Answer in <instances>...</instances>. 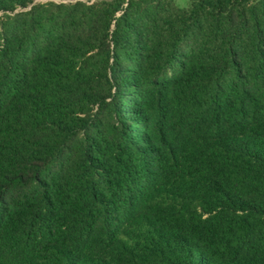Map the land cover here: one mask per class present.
Here are the masks:
<instances>
[{"label":"trees","instance_id":"obj_1","mask_svg":"<svg viewBox=\"0 0 264 264\" xmlns=\"http://www.w3.org/2000/svg\"><path fill=\"white\" fill-rule=\"evenodd\" d=\"M0 264H264V0H0Z\"/></svg>","mask_w":264,"mask_h":264},{"label":"rangeland","instance_id":"obj_2","mask_svg":"<svg viewBox=\"0 0 264 264\" xmlns=\"http://www.w3.org/2000/svg\"><path fill=\"white\" fill-rule=\"evenodd\" d=\"M176 2L181 7H187L189 5V0H176Z\"/></svg>","mask_w":264,"mask_h":264}]
</instances>
